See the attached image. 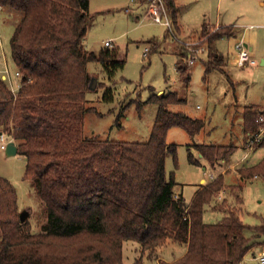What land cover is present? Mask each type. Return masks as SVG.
<instances>
[{
  "label": "trees",
  "instance_id": "trees-1",
  "mask_svg": "<svg viewBox=\"0 0 264 264\" xmlns=\"http://www.w3.org/2000/svg\"><path fill=\"white\" fill-rule=\"evenodd\" d=\"M165 2L176 19L175 0ZM0 3L16 18L11 53L22 72L16 93L0 76V131L26 157L25 178L34 181L48 212L42 229L32 231L18 215L15 185L0 175V264H126L123 243L128 239L141 246V256L132 264H143L145 255L158 259L159 248L168 241L187 243V251L160 264H257L244 260L256 243L255 234L248 236L245 229L264 231V225L245 224L237 208L218 223L203 218L205 204L225 186L223 175L202 185L190 203L182 192L176 193L173 176L167 177V156L176 154L174 144L166 140L169 127L180 125L191 135L204 127V120L168 108L183 100L177 92L153 94L145 101L158 105L146 141L85 134V114L97 111L87 105L95 78L88 71L89 61H100L110 80L125 63L118 48L106 46L99 52L86 48L90 0ZM236 34L233 25H223L205 38L210 44L206 73L225 65L214 42ZM186 55V50L180 54L177 69L187 83L191 76L190 65L182 60ZM113 91L106 87L105 99L111 100ZM261 116L264 107H245L244 130L259 132L264 126ZM196 145L212 165L236 147ZM241 173L264 176V157Z\"/></svg>",
  "mask_w": 264,
  "mask_h": 264
},
{
  "label": "rangeland",
  "instance_id": "rangeland-1",
  "mask_svg": "<svg viewBox=\"0 0 264 264\" xmlns=\"http://www.w3.org/2000/svg\"><path fill=\"white\" fill-rule=\"evenodd\" d=\"M149 1L90 0L92 21L85 37L86 48L99 52L106 47L105 41L110 40L112 45L109 48H118V57L125 63L110 80L100 61H89L88 71L92 72L97 84L87 92V105L95 106L97 111L85 114L84 132L103 139L146 141L151 135L158 105L145 101L153 94L177 92L183 100L171 103L168 108L172 112L204 120V127L195 135L180 125H172L166 137L167 142L176 148V154H169L166 159L167 177L173 176L177 182L176 190L182 192L189 203L202 184L201 177L212 181V174L218 176L221 173L219 167L212 166L202 155L196 143L234 144L233 153L225 158H228V164L239 161L248 150L243 145L242 109L251 102L263 101L264 97V65L260 56L264 53V0H175L177 19L171 11L168 13L173 20L175 36L180 39L175 38L167 26L148 19L146 10ZM15 21V16L8 14L7 9L0 10V47L4 54L0 59V68L7 63L11 71L15 70L11 53ZM178 24L184 32L179 30ZM204 24L205 29L202 27ZM225 24L233 25L238 32L250 25L257 27V64L232 65L228 60L235 57L232 53L233 39L232 36H223L214 42L224 56L226 65L223 70L206 73L210 44L205 42V51L190 66L191 78L186 83L177 69L180 54L186 50L180 40H203ZM182 60L185 62L184 58ZM108 86L114 88L111 100L105 99ZM4 136L3 140L7 143L13 140L6 133ZM3 140L0 135V175L9 178L16 187L18 215L23 209H28L29 228L34 232L41 230L48 212L35 190L34 181L25 178L27 159L19 153L8 155L6 148L1 147ZM262 157L264 146L259 145L251 151L247 161L241 163L259 162ZM230 171L228 169L226 174ZM224 182L225 186L215 191L212 200L205 204L204 220L208 223L221 222L230 210L237 208L245 224L252 227L264 224V176L241 181L224 175ZM233 183L241 184V199ZM225 187L227 193L223 191ZM223 203L228 206L222 207ZM1 232L0 227V237ZM245 233L252 236L254 229L246 228ZM168 243L159 248L158 259L145 255L143 264H160L169 258L174 245ZM123 244L124 262L132 264L141 256V246L132 239L125 240ZM244 260L248 262L245 257Z\"/></svg>",
  "mask_w": 264,
  "mask_h": 264
},
{
  "label": "built area",
  "instance_id": "built-area-1",
  "mask_svg": "<svg viewBox=\"0 0 264 264\" xmlns=\"http://www.w3.org/2000/svg\"><path fill=\"white\" fill-rule=\"evenodd\" d=\"M3 9V5L0 3V10ZM168 8L166 5L165 0H150L148 2V7L146 10V15L148 19H151L152 21L156 23H161L168 27V29L174 34V26H173V20L170 17L168 13ZM180 39L179 37H176ZM203 40H180L187 51V55L184 57L185 62H187L188 65H193L198 59L202 52L205 51L204 47V41ZM106 46H111L112 42L110 40L105 41ZM147 49V48H146ZM232 53L235 54L234 59L237 63L240 64H249L253 65L256 64L258 61L256 60V57L252 53V50L249 48L247 43L242 38H236L233 42V48ZM1 57H4L3 51L0 47V59ZM0 76L7 82L10 89L16 93L17 90L21 86V78H22V72L18 69H15L14 71H11L7 63L5 64L4 68H0ZM261 122H264V116H261L259 119ZM5 138L4 133L2 134V140ZM264 141V126L261 127L260 131L251 134L248 133V140H247V147L250 150H253L257 145L262 143ZM6 143L3 140L1 143L2 148H6ZM247 255V254H246ZM245 259L248 262L257 263V264H264V248L260 250V252H252L250 255L246 256Z\"/></svg>",
  "mask_w": 264,
  "mask_h": 264
},
{
  "label": "crops",
  "instance_id": "crops-1",
  "mask_svg": "<svg viewBox=\"0 0 264 264\" xmlns=\"http://www.w3.org/2000/svg\"><path fill=\"white\" fill-rule=\"evenodd\" d=\"M177 19V18H176ZM175 22H177V20H175ZM179 25V24H178ZM218 25H222V24H218ZM225 25H227V24H225ZM181 25H179V30L181 31V32H184L185 30L184 29H182V27H180ZM203 27V26H202ZM236 29V28H235ZM191 30V29H190ZM190 30H187V31H190ZM232 36V39H233V42H234V40H236V38H242L246 43H247V45L249 46V48L252 50V53L254 54V56L255 55H257L258 53H259V47H258V36H259V31H258V29H257V27L256 26H254V25H250L249 27H246L243 31H241V32H238L237 31V34L236 35H231ZM231 36H229V37H231ZM233 51V50H232ZM261 55V64L262 65H264V53H260ZM232 65H237V64H240V63H237L236 62V60L234 59V58H232V59H229L228 60ZM257 64V63H256ZM225 65H226V63H225ZM224 65V66H225ZM243 65V64H242ZM251 66H253V65H251ZM15 69H16V66H15ZM91 74H92V72H91ZM262 100L263 101H261V102H251V103H249V104H247V105H245L244 107H243V109H242V116H243V128H244V109H245V107H247V106H250V105H257V106H260V107H264V97L262 98ZM245 131V130H244ZM247 135H248V133L245 131V136H244V142H243V145L245 146V148L247 147ZM215 144H217V143H215ZM221 145H224V144H221ZM230 145H234V144H230ZM235 146V145H234ZM257 146H259V145H257ZM261 146H264V145H261ZM248 148V147H247ZM251 151L252 150H250L249 148H248V150H247V152L241 157V159L239 160V161H237V162H235V163H232V164H228L227 162H228V158L227 159H220L219 161H218V163H216V165H212V166H214V167H219L220 169H221V173L219 174V175H223V177H224V175L225 176H233V177H235V178H237V179H239V180H241V181H243V180H253V179H255V178H258L259 176H261V175H259V174H255V175H253V176H244L242 173H241V169L242 168H246V167H249V166H252V165H254V164H256V163H258V162H255V161H249V162H246V163H241V162H245V160L247 161V157L249 156V154L251 153ZM263 158V157H262ZM228 169H229V171H230V173H228V174H226V171H228ZM218 175V176H219ZM211 177L213 178L214 177V179L217 177L216 175L214 176L213 174L211 175ZM213 180V179H212ZM200 181H201V185H200V187L199 188H201L202 187V185H205V183H207V182H209V181H211V180H209V181H207V178L206 177H201V179H200ZM234 185H232V186H235V188L234 189H238V191H237V195L241 198L242 197V194H241V188L239 187V186H241V184L240 183H233ZM232 186H228V188L230 189ZM198 188V189H199ZM227 187H225L224 189H223V191H224V193H227V189H226ZM197 189V190H198ZM197 190L194 192V194H193V196H192V199H193V197H194V195H195V193L197 192ZM230 190H232V189H230ZM236 191V190H235ZM176 193L177 194H179V193H181V192H179V191H177L176 190ZM217 196H219V197H221L222 196V194H221V196L220 195H217ZM191 199V200H192ZM191 202V201H190ZM189 202V203H190ZM224 205H226L225 207H227L228 206V204L226 203H223L222 204V206H224ZM262 225H264V224H262ZM261 225V226H262ZM253 234H255V236H254V238H253V241H255L256 243H255V245L253 246V248L251 249V251H250V253L249 254H247L246 256H248V255H250L251 254V252H256V250H259V251H257V252H260V250L262 249V248H264V231H257V230H254V233ZM169 242V243H168ZM167 243L168 244H172V245H174L173 246V251H171L172 252V255L171 256H169V258H165L166 260H175V259H177V258H179V257H181L182 255H184L185 253H186V251H187V248H188V244L187 243H179V242H176V241H168ZM124 245V244H123ZM166 245V244H165ZM177 247V248H176ZM256 248V249H255Z\"/></svg>",
  "mask_w": 264,
  "mask_h": 264
},
{
  "label": "water",
  "instance_id": "water-1",
  "mask_svg": "<svg viewBox=\"0 0 264 264\" xmlns=\"http://www.w3.org/2000/svg\"><path fill=\"white\" fill-rule=\"evenodd\" d=\"M97 84V80L94 78L93 79V83H92V87H95ZM3 132L0 131V135H2ZM6 153L8 155H15L18 153V145L14 140H9L6 146ZM30 215V211L28 209H23L20 212V219L22 222L26 221L28 216Z\"/></svg>",
  "mask_w": 264,
  "mask_h": 264
}]
</instances>
